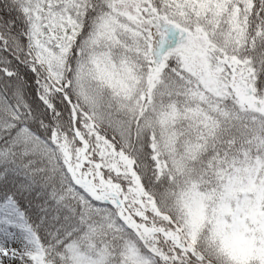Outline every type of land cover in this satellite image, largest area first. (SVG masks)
Segmentation results:
<instances>
[{"label":"snow or ice","instance_id":"obj_1","mask_svg":"<svg viewBox=\"0 0 264 264\" xmlns=\"http://www.w3.org/2000/svg\"><path fill=\"white\" fill-rule=\"evenodd\" d=\"M0 264H264V0H0Z\"/></svg>","mask_w":264,"mask_h":264}]
</instances>
